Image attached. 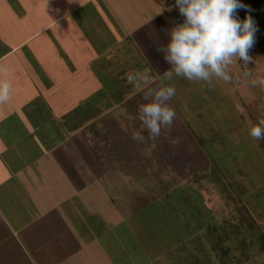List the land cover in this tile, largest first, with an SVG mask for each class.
I'll list each match as a JSON object with an SVG mask.
<instances>
[{"label":"crops","instance_id":"1","mask_svg":"<svg viewBox=\"0 0 264 264\" xmlns=\"http://www.w3.org/2000/svg\"><path fill=\"white\" fill-rule=\"evenodd\" d=\"M170 7L164 0H0V80L10 84L0 102V264H112V232L128 225L137 206L128 211L132 194L121 203L119 181L104 178L124 151L100 155L98 120L117 104L136 109L143 89L127 77L141 68L154 79L144 88L199 94L183 77L163 82L170 65L155 49L178 24ZM186 97L180 107L189 113ZM115 134L112 141L126 143ZM196 135L189 139L202 138ZM207 161L192 172L185 167L184 183Z\"/></svg>","mask_w":264,"mask_h":264},{"label":"rangeland","instance_id":"2","mask_svg":"<svg viewBox=\"0 0 264 264\" xmlns=\"http://www.w3.org/2000/svg\"><path fill=\"white\" fill-rule=\"evenodd\" d=\"M164 1L171 6V12L177 13L174 18L181 23L183 17L174 0ZM249 55L252 62L247 65L235 60L225 66V71L232 77L229 82L215 76L209 83L192 81L201 95L176 96V87L169 85L175 89L176 98H171L169 106L176 117L171 130L162 129L161 136L155 140L149 138L146 129L143 130V141L132 139L133 132L142 127L138 110L146 102L142 98L143 92L138 95L142 100L136 102L137 111L117 104L113 106L114 112L103 115V123L104 116L113 118V127H106L101 119L98 120L102 131L96 136L95 145L100 155L106 158L108 153L121 155L122 149L124 151V155L114 161V172L104 176L107 181L110 178L119 181L118 200L124 203L120 196L132 194L127 207L131 212L145 200L152 203L156 198L152 207L147 205L143 212L129 219L128 225L118 226L119 230L112 232V247L110 242L107 244L111 249L107 254L112 255V264H264V151L261 141L249 134L251 126L264 120V88L251 84L252 79L264 77V56L255 47L249 50ZM141 69L152 74L148 67ZM245 72L250 74L248 78L243 76ZM181 84L190 88L185 78ZM182 97H186L187 105L192 108H188L189 113L180 107ZM206 119H210V124L205 122ZM115 133L125 137L126 143L123 144L121 138L112 141L117 137ZM196 133L206 140V144L201 145L203 153L198 148V141L196 144L189 139ZM173 140L176 142L172 143ZM188 149L196 155L191 161V154L186 152ZM207 160L210 164L206 170L194 174L199 175L196 177L192 174L185 184L184 179L190 173L185 174L184 168L192 172L196 165L198 168V163L201 165ZM145 166L150 169L146 167L145 170ZM214 168L221 176L215 183L212 181ZM118 169L127 175L126 182L118 172L115 173ZM229 181L233 183L228 186L230 190L226 187ZM139 188L145 191L144 199L133 195L135 190L143 193ZM121 207L124 209L122 204ZM244 207L248 210L247 220L252 224L241 214ZM216 224L225 229L231 226L227 230L229 242L224 244L227 256L223 259L217 249H212L213 237L209 230ZM236 228L241 231L238 230L239 238L232 236L230 231L235 235ZM168 248L171 249L168 251ZM122 250L127 254H122ZM188 251H191V257Z\"/></svg>","mask_w":264,"mask_h":264},{"label":"clouds","instance_id":"3","mask_svg":"<svg viewBox=\"0 0 264 264\" xmlns=\"http://www.w3.org/2000/svg\"><path fill=\"white\" fill-rule=\"evenodd\" d=\"M181 23L167 30L166 44L155 50L163 53V60L170 65L162 77L171 80L174 76L190 81L209 83L213 76L225 82L232 77L225 71V66L238 60L243 65L252 62L249 50L253 47L258 30L254 18L248 14L251 9L241 0H174ZM238 9H246L245 16L240 19ZM245 78L249 73H243ZM129 83L143 89V100L139 106L138 119L141 130L132 134L133 140H144L143 130H147L149 138L155 140L161 136L162 129L171 130L176 113L169 106L175 94L172 86L155 85L145 89L152 77L147 72L136 71L127 77ZM253 86L264 88V77L251 80ZM10 84L0 80V102L7 101ZM255 139L264 138V120L249 129ZM175 143L176 141H171Z\"/></svg>","mask_w":264,"mask_h":264},{"label":"trees","instance_id":"4","mask_svg":"<svg viewBox=\"0 0 264 264\" xmlns=\"http://www.w3.org/2000/svg\"><path fill=\"white\" fill-rule=\"evenodd\" d=\"M254 1L255 0H241V2L243 3V4H245V5H248L249 7L254 3ZM237 15L239 16V18L240 19H243V17L245 16V13H243L242 11H240L239 9L237 10ZM250 15L254 18V20H255V22H256V24H257V27H258V30H257V32H256V34H255V36H256V39H255V43H254V45H253V47H255L263 56H264V0H259L258 1V4L256 5V8L254 9V11L252 12V13H250ZM198 137H200V136H198ZM258 140V139H257ZM260 141H261V146H262V148H263V151H264V138H261V139H259ZM198 143L200 144V145H204V144H206V140L202 137H200L199 139H198ZM213 162V161H212ZM214 163H215V161H214ZM213 163V165H215ZM210 164V163H209ZM206 170V168L205 169H203L202 171H205ZM222 171V170H221ZM223 172V171H222ZM214 173H217V174H214ZM196 174H198V173H196ZM212 174L214 175L213 177H214V179H213V177H212V181H213V183H215L217 180H218V178H221V176L218 174V172H217V169L216 168H214V170L212 171ZM195 177L196 176H199V175H194ZM227 185H226V187L228 188V190H230L229 189V187L228 186H232L233 185V183H231L230 181L228 182V183H226ZM228 184H230V185H228ZM146 190H149L150 191V189L149 188H147L146 187ZM151 193V192H150ZM143 199L145 198V197H142ZM185 197H183L182 199L183 200H186V199H184ZM143 200H141V202H142ZM156 201V198H154L153 200H152V203L151 202H147V200H145V202H144V204L142 205V206H140V207H138L137 208V210H136V213L137 214H139V213H141V212H143L144 210H145V208L147 207V205H149L150 207H152L154 204V202ZM234 202L235 203H238V200L237 199H235L234 200ZM139 205V204H138ZM247 213H248V210H247V208H243L242 210H241V214H242V216L244 217V218H246V220L248 219L247 218ZM183 215L184 216H186L187 217V215L183 212ZM249 223H251V221L250 220H247ZM252 224V223H251ZM231 227V226H230ZM230 227H228V228H230ZM187 229H189V227L187 226L186 227ZM228 228H224L223 226L222 227H219V226H217V224L216 225H213L212 226V229H211V231L209 230V234L213 237V242H212V249H213V251H215L216 249L219 251V256L223 259L224 257H226L227 255V251H225L224 250V244H226L227 242H229V231H227V230H229ZM250 228H251V226H250ZM238 230H239V233L241 232L240 231V229H238V228H236V230H235V232H237V234H235L234 235V232H232V230L230 229V231H231V233L233 234L232 236H235V238L237 237V238H239L238 237ZM207 231H208V229H207ZM191 233V232H190ZM206 239V238H205ZM243 240V239H242ZM242 240L241 241H238L239 243H242ZM262 241H263V247H264V237H262ZM175 245V244H174ZM171 249V248H170ZM169 248L167 249L168 251L170 250ZM127 254V251L126 250H122V254ZM188 253H189V256L191 257L192 256V254H191V251H188ZM224 264V263H223Z\"/></svg>","mask_w":264,"mask_h":264},{"label":"water","instance_id":"5","mask_svg":"<svg viewBox=\"0 0 264 264\" xmlns=\"http://www.w3.org/2000/svg\"><path fill=\"white\" fill-rule=\"evenodd\" d=\"M258 1L259 0H255L254 3L250 6L251 11L248 14L254 11V9L256 8V5L258 4ZM239 10L242 11L243 13H246L247 11L246 9H239Z\"/></svg>","mask_w":264,"mask_h":264}]
</instances>
